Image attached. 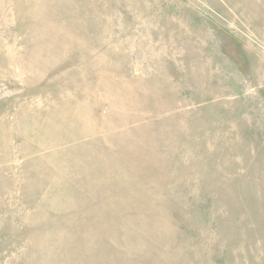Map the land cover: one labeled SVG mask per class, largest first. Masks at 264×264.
I'll use <instances>...</instances> for the list:
<instances>
[{"label": "rangeland", "instance_id": "1", "mask_svg": "<svg viewBox=\"0 0 264 264\" xmlns=\"http://www.w3.org/2000/svg\"><path fill=\"white\" fill-rule=\"evenodd\" d=\"M0 264H264V0H0Z\"/></svg>", "mask_w": 264, "mask_h": 264}]
</instances>
